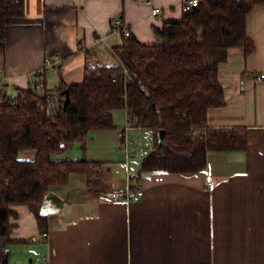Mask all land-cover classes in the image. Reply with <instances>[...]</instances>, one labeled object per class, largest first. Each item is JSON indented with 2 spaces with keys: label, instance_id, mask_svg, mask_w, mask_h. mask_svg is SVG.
Here are the masks:
<instances>
[{
  "label": "crops",
  "instance_id": "crops-1",
  "mask_svg": "<svg viewBox=\"0 0 264 264\" xmlns=\"http://www.w3.org/2000/svg\"><path fill=\"white\" fill-rule=\"evenodd\" d=\"M184 1L25 0L24 14L8 21L0 42V102L31 87L48 58L58 64L43 71L47 89L82 82L86 65L116 64L123 34L112 28L114 19L142 43H156L154 28L180 19ZM154 7L162 18L152 14ZM247 33L254 50L228 48L218 65L224 104L207 110L209 126L246 127L247 149L209 151L200 171L140 173L154 147L150 129L131 122L124 129L91 130L84 144L77 140L56 157L102 161L99 185L90 187L75 173L51 188L44 202L47 238L27 205H13L10 235L16 241L8 264H264V79L255 76L264 72V5L249 13ZM141 129L149 143L132 165L129 154L138 146L127 132ZM133 173L139 177L132 199L106 196L126 189Z\"/></svg>",
  "mask_w": 264,
  "mask_h": 264
},
{
  "label": "trees",
  "instance_id": "trees-1",
  "mask_svg": "<svg viewBox=\"0 0 264 264\" xmlns=\"http://www.w3.org/2000/svg\"><path fill=\"white\" fill-rule=\"evenodd\" d=\"M256 5H264V0H200L184 8L180 19L155 27L153 44L122 31L118 62L86 65L80 83L61 81L54 108H49L50 96L31 87L19 89L14 98H2L0 264L9 263L10 245L16 241L10 235L13 205H27L47 238L44 202L51 188L68 183L75 173L84 174L90 187L99 185L102 161L55 155L68 151L77 140L84 144L91 130L115 128L117 108L126 109L134 125L152 131L154 147L142 159L140 173L200 171L209 151L248 148L246 127L209 126L207 110L224 104L218 65L228 48L243 47L247 54L254 50L247 17ZM24 9L25 0H0V42L8 21L22 16ZM66 88L67 104L62 93ZM161 130L164 142L159 141ZM29 148L35 150L33 157H20ZM137 178H130L132 190Z\"/></svg>",
  "mask_w": 264,
  "mask_h": 264
},
{
  "label": "built area",
  "instance_id": "built-area-1",
  "mask_svg": "<svg viewBox=\"0 0 264 264\" xmlns=\"http://www.w3.org/2000/svg\"><path fill=\"white\" fill-rule=\"evenodd\" d=\"M199 2H200V0H185L183 6H184V8H188V7H191V6L198 5ZM152 14L155 15V16H158L159 18L163 17V13H162V10H161L160 7H154L152 9ZM112 28L118 29V30H122L126 35L130 34V30H128L126 27L123 26V22H122V20L120 18L114 19L112 21ZM57 64H58V60L57 59H54V60H52L51 58L46 59L44 68H42V70H39L38 72H36V74L34 76L35 77V82L31 86V89L34 92H38L40 94H46V95L51 97V101L49 103L50 104L49 105L50 109L54 108L56 102L59 100V98H60V90L58 88H53V89L45 88L43 71H44L45 67H48V66H51V67L54 66L55 67ZM255 76L257 78L264 79V72L258 73V74L256 73ZM239 87H240V89H244L245 88V79L244 78L240 79ZM131 122L132 121H131L130 116L127 115L126 127L132 126ZM128 143H129V141L126 140V146H127ZM132 177L137 178L138 177V173L130 174L129 179L132 178ZM106 196L109 197V198H114V199L129 200V199H132V197L134 196V192L130 188V185H128V187L126 189H113V190L107 191L106 192Z\"/></svg>",
  "mask_w": 264,
  "mask_h": 264
},
{
  "label": "rangeland",
  "instance_id": "rangeland-1",
  "mask_svg": "<svg viewBox=\"0 0 264 264\" xmlns=\"http://www.w3.org/2000/svg\"><path fill=\"white\" fill-rule=\"evenodd\" d=\"M128 29V28H127ZM129 30V29H128ZM100 65L103 64V63H99ZM58 88V87H56ZM115 118H114V123L115 125L119 128H125L126 124H127V115H126V112L124 110V108H117L116 111H115ZM117 114H118V117H117ZM147 130L146 129H141V130H131L129 133L127 132L128 134V138L131 139L133 141V143L135 145L138 146V149H136L135 152L131 151V153L129 154L130 155V161L132 162V165H134V163L138 162V156H139V153H141L142 149L144 148L145 144L144 143H149V139H148V135H147ZM79 145H75V150H78L76 148H79L78 147ZM120 151H116L114 152V156H117L120 157L122 156L121 158H125L126 156V153L122 152L119 153ZM35 153V150L34 149H24L21 151L20 153V157L22 158H32L33 155ZM122 154V155H121ZM107 156L106 157H109V154H106ZM56 156V155H55ZM126 159V158H125ZM124 169V168H123ZM129 173H132L131 172V169L129 171Z\"/></svg>",
  "mask_w": 264,
  "mask_h": 264
},
{
  "label": "water",
  "instance_id": "water-1",
  "mask_svg": "<svg viewBox=\"0 0 264 264\" xmlns=\"http://www.w3.org/2000/svg\"><path fill=\"white\" fill-rule=\"evenodd\" d=\"M62 93L65 94V104H67L70 100V96H69V90L66 88L64 90H62ZM159 141L160 142H164V132L163 130H161L159 132Z\"/></svg>",
  "mask_w": 264,
  "mask_h": 264
}]
</instances>
